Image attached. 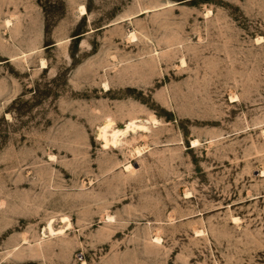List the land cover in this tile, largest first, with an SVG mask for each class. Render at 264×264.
Returning a JSON list of instances; mask_svg holds the SVG:
<instances>
[{
    "label": "rangeland",
    "instance_id": "1",
    "mask_svg": "<svg viewBox=\"0 0 264 264\" xmlns=\"http://www.w3.org/2000/svg\"><path fill=\"white\" fill-rule=\"evenodd\" d=\"M263 172L264 0H0V264H264Z\"/></svg>",
    "mask_w": 264,
    "mask_h": 264
},
{
    "label": "bare ground",
    "instance_id": "2",
    "mask_svg": "<svg viewBox=\"0 0 264 264\" xmlns=\"http://www.w3.org/2000/svg\"><path fill=\"white\" fill-rule=\"evenodd\" d=\"M80 11L85 13V7L81 6ZM132 38H134V35H130ZM148 122L145 120H132L131 122H129L127 125H125L124 127L118 128L116 127L115 123L113 121H106L102 127L99 128L98 132H97V137L99 140L102 141V145L106 148L108 147H118L121 145V143L124 140V137L129 133V132H148L149 128L147 127ZM158 123L157 121L154 122V126L158 127ZM137 135V134H136ZM197 143H199L197 140L193 141V145L195 146ZM141 148L139 149L138 147L133 148L132 152L134 154L140 155L141 153ZM127 169H130V166H127ZM264 175V172L263 174ZM66 219H63L62 222L65 223ZM48 230L51 233H54L53 227L51 225V223L48 226ZM61 232V230L59 231ZM85 264V263H84Z\"/></svg>",
    "mask_w": 264,
    "mask_h": 264
}]
</instances>
